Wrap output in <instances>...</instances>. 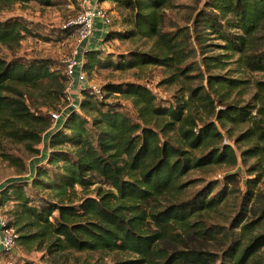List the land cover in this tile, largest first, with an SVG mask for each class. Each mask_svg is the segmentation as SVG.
Returning a JSON list of instances; mask_svg holds the SVG:
<instances>
[{
	"label": "trees",
	"instance_id": "obj_1",
	"mask_svg": "<svg viewBox=\"0 0 264 264\" xmlns=\"http://www.w3.org/2000/svg\"><path fill=\"white\" fill-rule=\"evenodd\" d=\"M30 1L33 0H0V9ZM37 1L44 6L53 5V0ZM97 1L125 12L123 23L129 28L110 30L104 34L105 42L144 40L152 44L147 51L121 55L117 63L101 61V50L86 51L85 72L90 73L95 66H113L121 71L154 66L173 68L184 75L190 68L182 67L191 52L185 47L182 34L163 32V11L173 0ZM203 32L214 34L223 43L219 48L230 53V57H204L207 70L222 69V59L237 55L235 63L239 67L264 73V0H207L193 21L194 38L200 46ZM27 34L30 31L20 20L0 23V47L19 45ZM202 47L206 45L203 43ZM242 84L225 76H210L208 91L203 87L193 89L189 102L177 101L167 107L144 85H106L102 87L105 100H95L99 105L91 120L81 114L90 108L89 103L82 102L81 111L69 113L49 131L50 118L49 122L31 111L23 89L46 91L51 85L53 89L56 86L47 106L48 111H56L64 96L65 75L53 69L48 59L7 61L0 57V133L17 142L30 140L34 144L42 141L43 134L51 150L48 166H35L31 182L32 188L48 195L45 201L41 200V207L31 206L28 196L34 193L27 188V181L0 189V207L6 200L17 203L14 219L8 222L19 235L17 244L48 242V253L105 251L134 256L114 264H264V258L257 257L264 249V231L246 243L231 242L220 257L191 243L192 236L211 241L220 234L217 227L195 228L193 221L217 210L225 198V185L213 194L215 183H210L191 199H180L187 186L182 180L191 171L237 165L235 151L223 143L220 130L228 124H251L245 139H256L258 144L242 156L264 154V83L257 84L255 95L260 96L262 103L257 110L258 120L250 111L255 107L227 105L216 111L215 103L223 104L222 91H232ZM114 95L131 100L137 120L122 113L120 105L108 101ZM198 108L212 115L215 122L200 121L195 116ZM197 152L203 153L195 156ZM233 176L226 179L232 182ZM97 183L108 190L99 187L95 198L87 197L73 205L76 187L88 190ZM251 195L249 191V200ZM25 224L36 231L21 236ZM250 226L251 223L241 226L242 236L251 234Z\"/></svg>",
	"mask_w": 264,
	"mask_h": 264
},
{
	"label": "rangeland",
	"instance_id": "obj_2",
	"mask_svg": "<svg viewBox=\"0 0 264 264\" xmlns=\"http://www.w3.org/2000/svg\"><path fill=\"white\" fill-rule=\"evenodd\" d=\"M206 1L173 0L170 6L163 11L165 14L163 32L176 33L179 31L182 34L181 39L185 41V47L191 51L182 64V67H190L184 75H179L177 70L173 68L167 69L164 67L148 66L141 69L121 71L114 69L113 66L108 68L95 66L90 73L86 72L88 82L101 88L106 85L120 83L141 84L156 96L157 101L162 106L167 107L177 101L189 102L190 93L193 89L203 87L208 91V78L210 76H225L240 80L243 84L232 91L226 92V90H223L220 96L223 97V104L219 106L215 103L216 111L227 105L249 106V109L255 107V110L250 109V111L258 120L257 110L262 106V103L259 101L260 96L257 94L258 96L255 98V95L258 93L257 84L264 83V73L250 72L239 67L235 63L238 58L237 55L227 58V60L222 59L225 62L222 69L207 70L203 65L204 57L218 55L230 57V53H225L224 50L219 48L223 43L214 34L202 33L206 48L202 47L203 43L200 46L195 41L193 21L196 14L204 9ZM92 2L98 3L97 0H92ZM101 7L107 10L112 21L110 27L104 29L105 33L110 30L125 31L129 29L123 23L125 12L109 3L106 6L107 8ZM81 10L82 0H53L52 6H44L39 4L37 0H33L28 3H15L8 8L0 9V23L12 19L20 20L30 31V34L24 36L19 45L0 47V57L7 61L13 58L24 61L48 59L52 62L53 69L59 70L64 75L65 61L78 46L75 38H73L72 28L68 24L79 15ZM105 33L96 40L92 37L88 44L80 47V50H101L102 53L99 55L101 61L117 63L120 61L121 55H126L131 51L144 52L151 48V41L144 40H112L105 42ZM262 37H264V34ZM92 45L94 46L92 47ZM84 53L82 52V56L79 55L83 60V64L87 63ZM171 79L172 82H169ZM49 88L46 91L23 89L26 105L30 107L34 114L37 113L48 121L50 113L55 112L48 111L47 106L50 99L55 95L56 86H54V89L53 85ZM82 95L79 91L73 90V97L77 103H89V109L80 111L83 117L91 120L94 109L99 104L97 101L86 99ZM211 97L215 101L217 100L214 95ZM108 101L120 105L122 113L128 115L134 121L137 120L136 110L130 99L114 95ZM190 103H193V98ZM63 107L64 105L60 104L56 111L59 114L64 113ZM195 116L202 122H215L212 115L200 108L195 109ZM52 126L53 123L50 122V128ZM220 130L224 137L223 143L231 145L235 151L238 158L237 165L211 166L191 171L182 180V183L187 186L180 196L181 200H189L210 183H215L213 194H217L222 186H226L225 198L217 210L201 215L193 221L195 228L199 226L217 227L220 234L211 241L197 240L193 236L191 238L192 245H195L198 249L213 252L219 257L231 242L237 241L243 244L252 236L264 231V154H259L256 157H249V154L242 156L243 152L254 149L258 144L256 139H245V133L251 130V124L245 123L238 126L228 124ZM43 136L42 134V141L39 144H34L30 140L17 142L0 133V189L3 186L9 188L14 185H24V181H27L28 189L32 188L31 182L35 178V166H48L47 157L51 150L47 147V138ZM63 149L70 151L69 148ZM202 153L197 152L194 155L199 156ZM9 157L12 160H9ZM227 176H233L232 182L226 179ZM250 180H255L257 183L250 184L248 182L247 184V181ZM99 187L108 190L106 186L99 183L88 190L76 187L73 205L78 204L81 199L87 197L95 198L97 195L96 189ZM31 191L35 194L28 196L32 201L31 206L41 207V200L45 201L48 195L46 192L35 188H32ZM249 191L252 192L250 200L248 199ZM16 206L17 203L11 200H6L2 205L1 209L8 221L14 219L12 213ZM157 207L160 208L161 206L157 205ZM249 223H251L250 229L252 232L244 237L241 235V226ZM22 227L21 236H28L36 231L35 228L26 226V224ZM47 243H40L39 241L24 245L18 243L12 254L7 256L0 254V264H114L134 258V256L127 253L105 251L76 252L64 250L48 253ZM257 257L260 260L264 258V249L258 253Z\"/></svg>",
	"mask_w": 264,
	"mask_h": 264
},
{
	"label": "built area",
	"instance_id": "obj_3",
	"mask_svg": "<svg viewBox=\"0 0 264 264\" xmlns=\"http://www.w3.org/2000/svg\"><path fill=\"white\" fill-rule=\"evenodd\" d=\"M111 23L110 14L106 9L98 3L92 2V0H82L81 12L68 24L72 28L73 38H75L78 46L65 61L66 87L61 101V104L64 105V113L59 114L57 111L50 113L53 126L49 131L54 130L59 121L64 120L69 113L80 111L81 103H77L74 99L73 90L79 91L86 99L105 100L103 89L88 82L86 72L83 69V60L79 55L82 56V52L87 51H81L80 47L88 44L92 39L96 25L99 24L104 31L105 28L110 27ZM8 222L0 207V254L6 256L15 251L19 236L15 228L8 226Z\"/></svg>",
	"mask_w": 264,
	"mask_h": 264
},
{
	"label": "crops",
	"instance_id": "obj_4",
	"mask_svg": "<svg viewBox=\"0 0 264 264\" xmlns=\"http://www.w3.org/2000/svg\"><path fill=\"white\" fill-rule=\"evenodd\" d=\"M108 5V3H103V4H100V6H103V7H106ZM107 8V7H106ZM111 14H113V12H111ZM99 24L96 25L95 27V30H94V35H93V39H98L100 38V36L103 35V33H105L104 31H102V28ZM94 45H92L93 47Z\"/></svg>",
	"mask_w": 264,
	"mask_h": 264
}]
</instances>
